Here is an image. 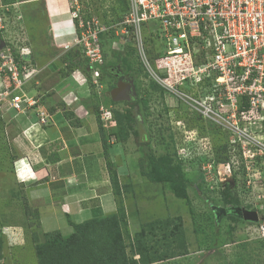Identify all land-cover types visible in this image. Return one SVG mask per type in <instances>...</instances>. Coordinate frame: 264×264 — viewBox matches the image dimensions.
Returning a JSON list of instances; mask_svg holds the SVG:
<instances>
[{
    "label": "rangeland",
    "instance_id": "obj_1",
    "mask_svg": "<svg viewBox=\"0 0 264 264\" xmlns=\"http://www.w3.org/2000/svg\"><path fill=\"white\" fill-rule=\"evenodd\" d=\"M69 2L0 0V65L5 63L1 67L2 73L9 75L6 67L8 56H13L22 77L25 67L34 71L37 65L49 63L54 55L59 56L65 51L59 45L64 42L71 44L75 37L74 20L68 16ZM82 5L86 10V4ZM60 7L68 8V11L60 10L59 13L65 14L61 17L57 13L48 15V23L53 25L51 32L45 9L58 10ZM153 27L157 28V25L149 23L146 31ZM151 45L153 52L149 63L160 74L162 66L157 61V53L165 45L157 37L151 39ZM25 46L32 52L31 60L19 58L17 52ZM103 48L106 51L104 61L94 66L98 75L92 73L86 59L81 61L79 58L88 71L84 81L91 94L83 106L86 103L88 111L96 114L98 127H102L103 134L109 138L107 149L102 146V155L116 205L112 213L117 216L128 255L139 258L138 248L153 249L155 246L166 252L177 248L179 242L169 232L176 223L182 229L188 254L150 264H224L226 260L235 259L238 262L242 259V264H264V244L262 247L259 245L264 241V150L251 148L242 137L237 138L228 128L202 116L178 97L181 90L175 93L165 89H147L151 80L147 67L140 57L129 55L131 51L128 48L123 50V43L112 46L110 40H105ZM70 53V56L74 55V50ZM137 59L148 77L138 75L140 67L139 70L134 69ZM122 62L131 65L128 71ZM48 65L47 83L54 78L60 80L57 70L50 74L55 63ZM79 70L83 72V69ZM119 73L134 79L137 99L110 100V91L116 86ZM9 80L12 81L10 77ZM61 110L63 114L67 112L64 108ZM5 114V135L10 149L14 150L13 138L17 129L11 126L12 121L9 122L12 113L6 109ZM139 121L148 140H142L139 135ZM238 124L243 126L246 122ZM111 137L114 140H110ZM237 147L239 150H235ZM3 150L5 148L0 143V156ZM224 157L228 159L225 161ZM1 158L3 160V156ZM236 159L248 160V164L243 162L242 168H232L231 162ZM2 166L0 162V169ZM7 176L0 172V225L17 224L21 228L18 237H13L15 239H5L0 231V264H38L35 244L49 239L54 232L67 236L73 228L72 231L71 228L64 230L68 219L63 215L61 219L57 216L61 230L46 232L43 227H33L35 222L27 220L20 201L22 192L30 201L28 189L22 184L15 186L16 182L11 184ZM46 180L56 178L50 174ZM230 181L233 183L231 197L239 199L238 206L257 211L258 221H244L235 214L218 217L217 208L235 207L221 199V185L224 182L229 185ZM163 222L168 225L167 234H163L166 224ZM247 252L249 257L245 256Z\"/></svg>",
    "mask_w": 264,
    "mask_h": 264
},
{
    "label": "built area",
    "instance_id": "obj_2",
    "mask_svg": "<svg viewBox=\"0 0 264 264\" xmlns=\"http://www.w3.org/2000/svg\"><path fill=\"white\" fill-rule=\"evenodd\" d=\"M100 1L107 10L105 19L95 12ZM115 1L70 0L75 37L71 44L60 45L63 51L79 47L98 75L94 66L104 61L100 33H113L112 46L125 45L132 36L141 61L160 86L175 93L181 90L178 97L202 116L242 137L251 148L264 150V0H126L120 20L109 11ZM149 23L157 25L149 30L153 38L165 45L157 55L160 74L149 63L143 38V26ZM29 52L22 47L20 55ZM11 56L6 65L9 75L1 72L5 63L0 65V103L9 98L12 109L23 111L36 104L22 91L36 70L25 67L20 77ZM46 119V112L40 111V122ZM240 121L246 124L241 126ZM247 161L232 160L231 166L239 169Z\"/></svg>",
    "mask_w": 264,
    "mask_h": 264
},
{
    "label": "crops",
    "instance_id": "obj_3",
    "mask_svg": "<svg viewBox=\"0 0 264 264\" xmlns=\"http://www.w3.org/2000/svg\"><path fill=\"white\" fill-rule=\"evenodd\" d=\"M47 1L43 0V3ZM68 8L45 11L47 16L57 13L61 17L65 14L59 11H68ZM52 26L50 24L51 32ZM57 56L51 60L55 63L52 75L58 70ZM26 57L31 60V55ZM51 62L35 67L36 73L22 86V91L34 97L36 104L23 111L10 106L8 109L13 115L11 126L17 129L13 138L18 156L12 165L14 175L17 183L28 189L29 202L38 207L41 227L46 232L61 230L57 216L81 222L116 209L102 155L99 127L86 103L83 106L91 95L84 81L88 71L76 69L58 81L54 78L47 83L48 76L45 79V75ZM2 83L3 77L0 76L1 86ZM62 108L71 114L66 116ZM40 111L47 114L44 124L39 120ZM50 174L56 180L47 181ZM67 225L64 230L71 228L72 231V226ZM1 226L5 239L18 237L20 225Z\"/></svg>",
    "mask_w": 264,
    "mask_h": 264
},
{
    "label": "trees",
    "instance_id": "obj_4",
    "mask_svg": "<svg viewBox=\"0 0 264 264\" xmlns=\"http://www.w3.org/2000/svg\"><path fill=\"white\" fill-rule=\"evenodd\" d=\"M98 3L99 5L98 6L96 5L97 7H95V12L98 13V15L103 16L105 19L107 15V10H104L102 7V4H104V1H100ZM126 10H127L126 0H120V1L118 0L114 2V5L112 6V8H110L109 11L110 13L112 12V14L116 16L118 20H120L122 19V16ZM45 14L47 15L46 11H45ZM48 25L49 23L47 21V26ZM146 27L147 25L144 24L143 35H144V39H145L146 46H147L146 47L147 56L148 58H150L153 52V48L151 45V39L154 37L153 36L154 34H153V31L151 33L149 31H146L147 30ZM1 31L2 30L0 29V32ZM99 37H100V46L102 49V54H103V59H104L106 51L103 48V42L105 40L106 41L110 40L112 44L113 39H116V38L114 37L111 31L106 32V33L104 32L100 33ZM130 40H131L130 42L125 43L123 50L126 47L131 51L130 54L125 51L126 53H128L129 55H135L136 57H139L136 47L134 46V39L132 36ZM72 49L74 50V55L70 56L71 54L70 52ZM17 53L19 54V52ZM54 57H52V59ZM19 58H21L22 60H27L24 57H22V55L20 54H19ZM79 58L81 61L87 60V58H85L84 54L81 52V49L76 46H72L71 48H69L68 50L64 51L62 54L57 56L56 64L57 66H60L57 70L59 78L66 77L69 73L73 72L76 69L81 68L83 70H86L84 65H81ZM121 59L123 58L121 57ZM86 62L88 63V61ZM137 62L138 64H136L137 66L134 67V69L139 70V67H140V71L138 75L139 76L146 75L148 77V74L144 72L145 70L142 71V68H141L142 64L140 63V61H138V59H137ZM124 63L125 62H122V64ZM124 66H126L125 69L126 71H128L131 65L128 64L127 66L124 64ZM113 69L116 70V68H113ZM120 71L123 72V69L121 68ZM160 76L165 77V74H161ZM150 79L151 80L149 81L147 89L161 90V91L164 90V88L160 86L152 77ZM132 80L134 81V79ZM110 100L112 99L110 98ZM7 101L9 102V98L5 99L3 102L0 103V143H2L3 148H5V150H3L2 152L3 154L0 156V162H2L3 164V166L0 169V172L8 175L7 177L10 178L9 180H11V184H14L16 182L15 186H19L18 184H21V183H17L16 177L14 175V170L12 167L13 162L17 159L18 156L15 153V148L13 146L12 148L14 150L10 149V143L8 144V140L6 139V135H5L7 134V131H6L7 123L5 122L6 119L4 118L6 117L5 110L9 109V106H10V102L8 103ZM64 114L68 116V114H71V112L67 111V112H64ZM10 121L12 120H9V122ZM113 122H115L114 119H113ZM102 131H103L102 127H99V132L101 134V140H102V146L105 150L107 149V146H108L107 141L109 138L107 135L103 134L104 132ZM226 152H229V151L226 150ZM2 156H3V160H1ZM223 159L226 161L228 157L227 158L224 157ZM224 160L221 162H224ZM230 191L231 189L229 188L228 185H226L221 192V199L224 200L227 204H234L235 206H238L239 199L236 196L231 197ZM20 201L24 209V215H26L27 220L30 221V223L31 221L35 222V225H33V227L37 229L41 228L40 221H39L40 211L38 207L36 205L31 206L24 192L20 194ZM68 223L73 228V231L69 235L63 236L59 232H54L53 233L54 235L50 237L49 239L35 244L34 248H35V254L37 257L38 264H150L156 261H163L168 258L170 259L178 258V257L185 256L186 254H188L185 237L183 236V232L180 227V224L175 223L172 229L169 230V232H171L170 235L175 236V240L179 242V246L175 248L177 250L171 249L170 252H166V251H161L157 249L155 246H153L154 247L153 249L151 248L149 249L147 247L144 249L138 248L137 251L139 254L138 256L139 258L135 259L129 256L125 250L121 231L119 228V222H118L116 214L110 213L107 215H98V216L95 215L92 218H89L87 220H84L78 223L73 222L70 219H68ZM163 223H166V222H163ZM161 226L162 225H160L159 228H161ZM167 226L168 225L166 223L165 227H163L165 229L163 231V234H167V229H166ZM0 231H2V226L0 227ZM152 231L153 230H151V232ZM153 236L154 234L152 235V237ZM263 244H264V241L260 242L259 243L260 247H262L261 245ZM245 256L249 257V252H247ZM242 261H243L242 259H240L239 262L237 261V259H235L234 261L226 260L225 263L227 262V264H242Z\"/></svg>",
    "mask_w": 264,
    "mask_h": 264
},
{
    "label": "water",
    "instance_id": "obj_5",
    "mask_svg": "<svg viewBox=\"0 0 264 264\" xmlns=\"http://www.w3.org/2000/svg\"><path fill=\"white\" fill-rule=\"evenodd\" d=\"M24 57H26V55H24ZM129 87L126 88H122V87H114L113 89H111L110 95H111V99L118 101V100H132L136 97V90L133 84V80H130L129 83ZM129 94V96H127V93ZM231 182V181H230ZM229 182V183H230ZM233 185V183L231 182L230 186ZM218 210V217H220V214H226L230 213V214H235L237 216H239L241 219H243L244 221H258L259 217L257 214V211L252 210V209H247L245 207L242 206H235V207H231L228 209L225 208H217ZM221 212V213H219Z\"/></svg>",
    "mask_w": 264,
    "mask_h": 264
},
{
    "label": "flooded vegetation",
    "instance_id": "obj_6",
    "mask_svg": "<svg viewBox=\"0 0 264 264\" xmlns=\"http://www.w3.org/2000/svg\"><path fill=\"white\" fill-rule=\"evenodd\" d=\"M117 76H118V80L116 82V86L115 87L119 86V87H122V88H126V87L130 88L129 87V85H130L129 83H130V80H132V78H130L128 75L126 76V75H123L121 73H119ZM133 84H134V81H133ZM134 87H135V84H134ZM135 90H136V87H135ZM126 94H127V96H129L128 92ZM109 97L111 98V95H109ZM137 98H138V96H137V93H136V97L134 98V100L137 99ZM128 101H131V100H128ZM143 130L144 129H143L142 125H140V121H139L138 122V132H139V135L142 138V140H148L147 135L145 134V131H143ZM230 184H231V182L229 183V185L227 183V185L229 186V188L231 187ZM225 186H226V183L225 182L222 183L221 187L224 188ZM230 207H226V209H228ZM216 211H218V210H216ZM219 213H221V212H219ZM227 214H230V213H227V212H226V214L221 213L220 216H224V215H227Z\"/></svg>",
    "mask_w": 264,
    "mask_h": 264
},
{
    "label": "clouds",
    "instance_id": "obj_7",
    "mask_svg": "<svg viewBox=\"0 0 264 264\" xmlns=\"http://www.w3.org/2000/svg\"><path fill=\"white\" fill-rule=\"evenodd\" d=\"M70 15V14H69ZM26 47V46H25ZM61 47V46H60ZM30 50V49H29ZM32 54V52H29V53H25V54H23V57H24V55H31ZM19 54H20V51H19ZM25 59H28V57H24Z\"/></svg>",
    "mask_w": 264,
    "mask_h": 264
}]
</instances>
